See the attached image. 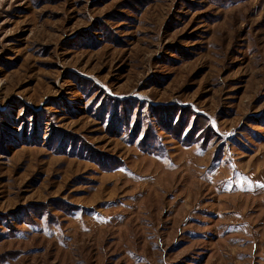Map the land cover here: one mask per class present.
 Returning a JSON list of instances; mask_svg holds the SVG:
<instances>
[{"label":"rangeland","instance_id":"1","mask_svg":"<svg viewBox=\"0 0 264 264\" xmlns=\"http://www.w3.org/2000/svg\"><path fill=\"white\" fill-rule=\"evenodd\" d=\"M0 264H264V0H0Z\"/></svg>","mask_w":264,"mask_h":264},{"label":"trees","instance_id":"2","mask_svg":"<svg viewBox=\"0 0 264 264\" xmlns=\"http://www.w3.org/2000/svg\"><path fill=\"white\" fill-rule=\"evenodd\" d=\"M151 149H152V151H154V152L156 151V148H155V149L151 148Z\"/></svg>","mask_w":264,"mask_h":264}]
</instances>
